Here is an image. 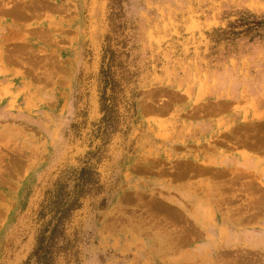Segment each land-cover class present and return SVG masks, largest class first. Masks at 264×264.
<instances>
[{
	"label": "rangeland",
	"instance_id": "1",
	"mask_svg": "<svg viewBox=\"0 0 264 264\" xmlns=\"http://www.w3.org/2000/svg\"><path fill=\"white\" fill-rule=\"evenodd\" d=\"M56 5L0 0V264H256L158 252L125 131L134 103L190 96L158 105L178 82L264 88V0H110L96 48L69 40Z\"/></svg>",
	"mask_w": 264,
	"mask_h": 264
},
{
	"label": "crops",
	"instance_id": "2",
	"mask_svg": "<svg viewBox=\"0 0 264 264\" xmlns=\"http://www.w3.org/2000/svg\"><path fill=\"white\" fill-rule=\"evenodd\" d=\"M109 2L45 0L47 8L60 5L69 40L92 48L101 44ZM178 83L169 88L176 94L167 90L158 105L172 95L190 96L171 102V111L130 104L134 117L125 131L135 144L125 168L131 190L145 189L158 204V252L219 259L251 254L262 264L264 88L229 76Z\"/></svg>",
	"mask_w": 264,
	"mask_h": 264
}]
</instances>
